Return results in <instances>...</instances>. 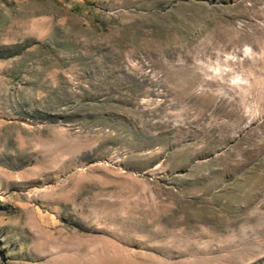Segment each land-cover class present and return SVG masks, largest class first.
I'll return each mask as SVG.
<instances>
[{
    "label": "rangeland",
    "instance_id": "1",
    "mask_svg": "<svg viewBox=\"0 0 264 264\" xmlns=\"http://www.w3.org/2000/svg\"><path fill=\"white\" fill-rule=\"evenodd\" d=\"M0 264H264V0H0Z\"/></svg>",
    "mask_w": 264,
    "mask_h": 264
}]
</instances>
